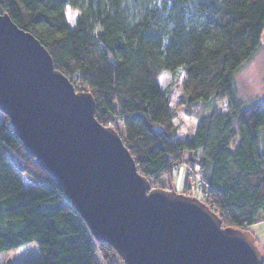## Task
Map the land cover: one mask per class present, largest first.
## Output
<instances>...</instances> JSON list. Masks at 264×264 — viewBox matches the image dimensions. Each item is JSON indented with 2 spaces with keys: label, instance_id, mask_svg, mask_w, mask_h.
I'll list each match as a JSON object with an SVG mask.
<instances>
[{
  "label": "trees",
  "instance_id": "obj_1",
  "mask_svg": "<svg viewBox=\"0 0 264 264\" xmlns=\"http://www.w3.org/2000/svg\"><path fill=\"white\" fill-rule=\"evenodd\" d=\"M66 6L78 11L74 27ZM0 14L93 97L95 120L112 125L151 189L190 154L198 199L222 227L249 231L264 221V102L243 108L234 95L236 74L260 45L264 0H0ZM178 69L188 115L198 102L227 100L225 113L197 117L189 140L175 137L176 110L157 81ZM29 245L37 249L31 260L1 258ZM0 264H123L26 155L8 119L0 123Z\"/></svg>",
  "mask_w": 264,
  "mask_h": 264
},
{
  "label": "water",
  "instance_id": "obj_2",
  "mask_svg": "<svg viewBox=\"0 0 264 264\" xmlns=\"http://www.w3.org/2000/svg\"><path fill=\"white\" fill-rule=\"evenodd\" d=\"M44 47L0 14V112L27 156L123 264H263L249 231L199 199L151 189L123 141L94 118Z\"/></svg>",
  "mask_w": 264,
  "mask_h": 264
},
{
  "label": "rangeland",
  "instance_id": "obj_3",
  "mask_svg": "<svg viewBox=\"0 0 264 264\" xmlns=\"http://www.w3.org/2000/svg\"><path fill=\"white\" fill-rule=\"evenodd\" d=\"M66 21L70 27H74L75 19L78 15V11L72 9L70 6L65 7ZM184 79V71L178 69L174 73L162 72L158 77V83L160 87L168 91L172 107L176 110L175 119L172 121V125L175 128V137L180 140H189L192 138L197 125V117L201 114L207 113L211 110H216L225 113L227 111V100L223 98H216L212 103L203 107L196 103V107L192 108L191 115H188L182 105L185 97V93L182 91L181 84ZM235 99L243 108H248L264 102V31L260 37V45L252 59L246 62L235 76ZM77 92H82L80 87ZM6 116L0 112V123L4 122ZM112 128L111 126H108ZM119 133H122V128L119 126ZM264 141V132H263ZM264 145V144H263ZM195 158L190 154L184 155V166H180V170L176 175H171V180L164 178L159 183V188L163 187V190L173 191L176 194H182L184 189L186 171L187 173L192 170L191 160ZM193 162V161H192ZM187 166V167H186ZM194 168V167H193ZM195 180V181H194ZM200 177L195 171L189 172V179L186 184L190 188L188 195L193 198H200L199 185ZM249 232L254 237V242L260 253L264 258V222H258L250 227ZM37 256V249L34 245H29L18 251H12L1 255L3 260L11 259L15 263H21L23 261L31 260Z\"/></svg>",
  "mask_w": 264,
  "mask_h": 264
},
{
  "label": "built area",
  "instance_id": "obj_4",
  "mask_svg": "<svg viewBox=\"0 0 264 264\" xmlns=\"http://www.w3.org/2000/svg\"><path fill=\"white\" fill-rule=\"evenodd\" d=\"M182 166H184V165H182ZM185 167V166H184ZM187 167V166H186ZM188 170V169H187ZM179 172V168L178 167H176L175 168V170L173 171V173H172V176L173 175H176L177 173ZM200 182V181H199ZM201 183V182H200ZM201 185V184H200Z\"/></svg>",
  "mask_w": 264,
  "mask_h": 264
},
{
  "label": "crops",
  "instance_id": "obj_5",
  "mask_svg": "<svg viewBox=\"0 0 264 264\" xmlns=\"http://www.w3.org/2000/svg\"><path fill=\"white\" fill-rule=\"evenodd\" d=\"M261 222H264V221H261ZM254 238V237H253ZM255 240V239H254Z\"/></svg>",
  "mask_w": 264,
  "mask_h": 264
}]
</instances>
